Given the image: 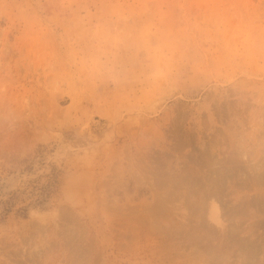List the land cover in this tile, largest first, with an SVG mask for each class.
<instances>
[{
	"label": "rangeland",
	"instance_id": "rangeland-1",
	"mask_svg": "<svg viewBox=\"0 0 264 264\" xmlns=\"http://www.w3.org/2000/svg\"><path fill=\"white\" fill-rule=\"evenodd\" d=\"M0 264H264V0H0Z\"/></svg>",
	"mask_w": 264,
	"mask_h": 264
}]
</instances>
